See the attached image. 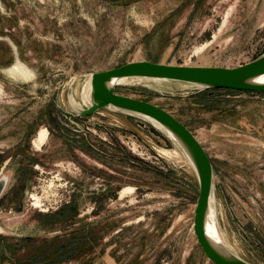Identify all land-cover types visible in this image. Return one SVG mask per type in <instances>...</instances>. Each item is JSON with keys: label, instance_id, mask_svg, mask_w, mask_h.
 Returning a JSON list of instances; mask_svg holds the SVG:
<instances>
[{"label": "rangeland", "instance_id": "1", "mask_svg": "<svg viewBox=\"0 0 264 264\" xmlns=\"http://www.w3.org/2000/svg\"><path fill=\"white\" fill-rule=\"evenodd\" d=\"M262 54L264 0H0V240L21 246L95 226L92 251L62 264H215L196 239L199 180L179 144L114 108L63 109L86 107L89 74L127 62L231 68ZM17 65L24 74L9 71ZM115 91L194 132L213 161L222 239L264 264V93L146 78ZM73 200L74 220L46 225L42 214ZM4 253L0 264H13Z\"/></svg>", "mask_w": 264, "mask_h": 264}, {"label": "water", "instance_id": "2", "mask_svg": "<svg viewBox=\"0 0 264 264\" xmlns=\"http://www.w3.org/2000/svg\"><path fill=\"white\" fill-rule=\"evenodd\" d=\"M90 75V98L86 107L73 111L63 109L66 115L89 116L104 108H114L136 115L159 125L184 150L193 164L199 180V196L195 208L194 229L206 257L215 264H255L233 252L220 236L211 233L209 221L213 216L212 200L215 190L214 165L206 148L194 132L174 114L147 100L119 94L115 86L121 79L139 77L176 81L195 85L199 91L231 89L264 93V54L235 67L204 65H173L150 60L131 61ZM72 87L68 94L72 97ZM8 185V177L0 178V200ZM213 211V212H212ZM216 223V221H215ZM0 225V233H2Z\"/></svg>", "mask_w": 264, "mask_h": 264}, {"label": "trees", "instance_id": "3", "mask_svg": "<svg viewBox=\"0 0 264 264\" xmlns=\"http://www.w3.org/2000/svg\"><path fill=\"white\" fill-rule=\"evenodd\" d=\"M226 90H232V88ZM139 162L143 163L144 161L140 160ZM77 210V205L75 200H73L72 202L70 201L67 204H63V206L54 212L42 214V219L46 221V225H49L50 228L57 225L61 227L67 224L66 222L75 219V216H77ZM95 229V226L87 227V229L75 228L71 232L55 236L52 239H38L29 236L22 240L24 243L21 244V246L13 241L8 242L4 237H1L0 245L5 252L4 255L11 254L10 259L13 261V264H62L73 260L74 258L80 259L92 251L98 243ZM38 241H41L42 243L40 245H34V243ZM24 249L28 250V252L19 256V251Z\"/></svg>", "mask_w": 264, "mask_h": 264}, {"label": "bare ground", "instance_id": "4", "mask_svg": "<svg viewBox=\"0 0 264 264\" xmlns=\"http://www.w3.org/2000/svg\"><path fill=\"white\" fill-rule=\"evenodd\" d=\"M18 70H20L22 74L25 73L24 72V68L21 65H17V66H14L12 69L11 68L9 69V71L12 72V73L17 72ZM135 80H140V78L139 77H130V78L121 79L120 81H121V83L122 82L126 83V82H133ZM262 81H264V77L262 78ZM85 95H86L87 98H90V78H89V80H88V82L86 84ZM47 134L48 133H47L46 129H43V130H41L39 132L38 137L36 139V144L38 146H41L42 144L45 143V141L47 139ZM213 216H214V213H213ZM216 224H217V222L215 223L214 219L212 220V222L209 221V223H208L209 230L211 231V233L217 234L218 236H220V238H222L221 235H220V232L218 230V226Z\"/></svg>", "mask_w": 264, "mask_h": 264}, {"label": "crops", "instance_id": "5", "mask_svg": "<svg viewBox=\"0 0 264 264\" xmlns=\"http://www.w3.org/2000/svg\"><path fill=\"white\" fill-rule=\"evenodd\" d=\"M249 62H250V61H249ZM204 66H208V65H204ZM97 113H99V112H97ZM97 113H96V114H97Z\"/></svg>", "mask_w": 264, "mask_h": 264}]
</instances>
